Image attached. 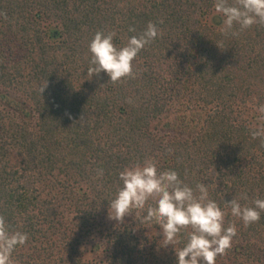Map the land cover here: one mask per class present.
<instances>
[{"label": "trees", "instance_id": "trees-1", "mask_svg": "<svg viewBox=\"0 0 264 264\" xmlns=\"http://www.w3.org/2000/svg\"><path fill=\"white\" fill-rule=\"evenodd\" d=\"M215 2L0 0V217L28 236L11 264H176L192 229L164 247L154 199L109 218L119 173L149 158L235 225L215 264H264V212L245 225L224 203L264 199V24L225 34ZM150 22L132 76L87 73L97 31L120 48Z\"/></svg>", "mask_w": 264, "mask_h": 264}, {"label": "clouds", "instance_id": "clouds-1", "mask_svg": "<svg viewBox=\"0 0 264 264\" xmlns=\"http://www.w3.org/2000/svg\"><path fill=\"white\" fill-rule=\"evenodd\" d=\"M214 8L224 17L225 34L232 33L234 25L244 30L254 24H264V0H238L236 5H229L228 0H216ZM115 36V32L97 31L91 39V66L87 69L91 77L103 72L108 81L115 83L132 76V62L158 36V28L150 22L139 36L130 37L120 48L113 43ZM259 111L264 113V106ZM252 135L254 138L264 136V129L253 131ZM97 176H103L102 169H97ZM118 179L121 187L109 205L110 219L122 221L131 210L143 209L151 198L155 205L147 208L143 219L160 225L164 247H173L179 242L183 229H192L184 246L174 250L176 264H215L217 255L230 247L236 235L235 225L225 228L224 212L208 198L207 185L198 184L199 195H196L183 184L176 171L159 172L157 162L151 158L125 168ZM240 199L247 200V194L242 193ZM224 203L230 207L232 216L240 218L245 225L258 222L264 212V199L260 198L253 200L252 206H242L237 199ZM27 239L26 233H9L5 220L0 217V264H11L13 251Z\"/></svg>", "mask_w": 264, "mask_h": 264}]
</instances>
